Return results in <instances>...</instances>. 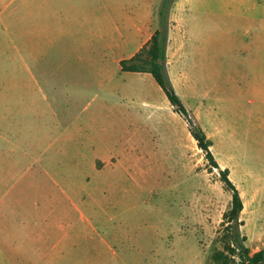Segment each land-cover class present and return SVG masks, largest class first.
<instances>
[{
    "label": "rangeland",
    "instance_id": "rangeland-1",
    "mask_svg": "<svg viewBox=\"0 0 264 264\" xmlns=\"http://www.w3.org/2000/svg\"><path fill=\"white\" fill-rule=\"evenodd\" d=\"M32 2L14 20L33 24L27 62L12 59V30L0 27V264H78L76 241L93 245L96 230L136 244L157 232L148 245L164 264H222L232 191L153 76L120 69L156 31L162 0ZM170 20L168 72L241 191L255 253L264 100L252 90L264 87V0H175Z\"/></svg>",
    "mask_w": 264,
    "mask_h": 264
},
{
    "label": "trees",
    "instance_id": "trees-1",
    "mask_svg": "<svg viewBox=\"0 0 264 264\" xmlns=\"http://www.w3.org/2000/svg\"><path fill=\"white\" fill-rule=\"evenodd\" d=\"M175 0H162L158 8V27L150 40L131 59L121 61L122 71L148 72L165 92L174 111L182 115L189 123V131L204 151L210 164L219 170L222 180L227 188L232 191V206L225 213L224 222L227 230V246L232 250L231 255L222 252L217 260L222 264H264V247L253 253L247 245L248 237L243 232L245 221L242 213L245 208L240 189L230 177V170L223 169L212 151V141L203 127L195 122L183 99L177 92L168 72V46L170 41L171 9ZM238 258V259H237Z\"/></svg>",
    "mask_w": 264,
    "mask_h": 264
},
{
    "label": "crops",
    "instance_id": "crops-1",
    "mask_svg": "<svg viewBox=\"0 0 264 264\" xmlns=\"http://www.w3.org/2000/svg\"><path fill=\"white\" fill-rule=\"evenodd\" d=\"M32 1L33 0H0V14L10 13L13 15L12 22H0V27H2V29L9 28L10 30H12V59L16 62H27L26 57L23 54V44L29 47L31 35L33 33V24L27 23L26 28L21 27L20 24H15V14L20 12L24 13V10L27 11V9L31 8L33 3ZM27 14H29L28 11ZM27 47H25L26 53ZM14 48L16 49V56H14ZM26 69H28V72H31V68L29 67L28 63L26 65ZM122 72L131 73V71ZM133 73H138L142 75L148 72ZM118 91H121L123 93L124 89L118 88ZM252 95L254 96V99L252 100H255L256 97L257 99L260 98L264 100V87L253 88ZM66 138H70V136H67ZM93 165V167L96 169V164L94 163ZM90 233L91 236H88L87 239L91 238L90 241L93 245L84 246V242L82 244H79L78 241H76V244L74 246L76 252V260L78 261V264H164L162 256L164 254V251L158 250V245L153 246L158 241L157 232H155V236H153V233H150L146 236L142 235L143 237L140 238L144 240V242H140L138 244H136V242L133 243L130 240V235H126L124 238L119 232L104 234L102 233V231L96 230L91 231ZM150 237H152L150 241H145L146 238ZM112 239L114 240L115 244L113 243ZM153 240H155V242H153ZM90 241L85 240V244ZM150 242H152L153 245H148V243ZM168 253L174 254L176 252L170 251ZM114 261L115 263H113Z\"/></svg>",
    "mask_w": 264,
    "mask_h": 264
}]
</instances>
